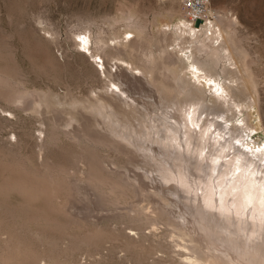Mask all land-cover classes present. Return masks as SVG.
<instances>
[{"label": "rangeland", "instance_id": "1", "mask_svg": "<svg viewBox=\"0 0 264 264\" xmlns=\"http://www.w3.org/2000/svg\"><path fill=\"white\" fill-rule=\"evenodd\" d=\"M171 6L177 10L179 16L169 14ZM125 14L148 23L144 38L139 34L132 35V38L138 39L136 49L128 45L132 38L128 41L123 38L127 30L121 18ZM231 20L236 21L231 30L240 48H236L233 40L224 44V36L212 33V26L215 27L217 21L224 31L230 28ZM184 22L191 24L196 30L194 32H197L189 35L191 39L196 38L198 32L201 35L205 30H209V34L202 35V38L207 37L210 45L202 47L198 43L184 44V41L178 40V26ZM100 39L104 40V43ZM222 45L221 52L228 62L227 67L232 65L234 69L238 64L244 70L246 56L242 51L247 54L251 67V75L249 73L244 76V83L235 78L241 77L239 73L229 74L232 79L237 80L240 90L237 100L241 107L235 118L237 125L233 127L236 129L241 126L239 122H243L247 126L249 145L253 148H264V0H210L208 18L196 22L186 19L180 0H0V74L2 72L3 75H8L24 92L23 98H20L13 94L17 91L0 86V264H178L187 255L199 257L201 264H225L210 253L208 248H204L202 241L198 243L200 250L202 249L199 253L192 252L193 249L189 248L196 243L190 240L199 238V232H203L206 226L202 214L197 213V210L195 212V208L208 204V185L213 181L215 174L210 167L205 184V178L197 171L200 161L191 159V154L183 157L192 147L189 149L187 146L186 127L185 130L182 128L183 132L177 133V124L173 119L179 118L182 122L184 111L167 110L161 104V86L119 59V53L122 51L123 57L136 64L146 53L158 55L163 54L162 50L168 49L178 57L197 56L200 60L204 59L202 61L211 59V62L213 58V61L217 60L213 51H217ZM227 45L234 49V58L230 56ZM113 56L117 58L113 59ZM223 68L220 67L219 70ZM111 80L116 81V84ZM108 84L110 89L106 90ZM221 84L217 83V87H213L212 82L207 85L209 98H214L218 105L225 103L227 109L228 105L235 107L233 102L228 104L219 101L218 94H224L220 89ZM119 87L128 88L131 95L128 98L130 104L138 107L136 112L123 119L132 127L131 134L135 136L137 143L130 144L125 140L123 130L127 123L121 125L101 105V93H108L111 97L120 94L125 99L126 95L121 93ZM12 95H15L16 99ZM121 97L118 100L125 107L128 100L123 101ZM45 98L50 100L52 107L47 108L44 103L39 105ZM77 100L82 104L74 107L73 102ZM144 103L149 106L147 111L144 110ZM85 105L88 107H84ZM94 105L96 107H93ZM127 108L130 109L129 105ZM157 114L162 120L167 118L172 122L175 130L161 125L160 128L164 132L155 131L158 136H155L152 144L153 137L148 128L149 122L146 121L149 119L150 124L154 125L150 117ZM207 114L209 116L208 112ZM231 114L229 117L232 118ZM72 116L79 118L73 119ZM204 117L202 115L201 119ZM225 118L227 115L223 116V119ZM83 120L88 122L89 131L105 134L108 141L99 143L89 141L87 137L85 140L83 133L74 128V125L81 127ZM155 122L154 126L157 127L158 123ZM203 123L200 122L199 129ZM134 125L141 130L140 136L136 134ZM112 129H116L120 136ZM66 130L71 131L68 134ZM125 132H128V128ZM238 133L234 132L235 139L240 137ZM75 134L83 137L78 138ZM181 134L183 138L180 137ZM202 134H199L201 138H198L197 142L201 141ZM54 135L59 138H53ZM162 135L163 140H158ZM116 138L121 139L125 146L131 147L135 152L143 151L148 157L149 149L139 144L140 139L155 145L158 149L156 153L160 154H157L159 158L170 160L173 157L172 164L178 174L166 168L170 172L167 177L154 157L151 159L157 165L151 168L148 166L149 172L145 173L139 167H147L144 165V158L137 155L132 157L131 153L118 149L112 142ZM181 141L183 145L176 144ZM175 148L182 153L175 152ZM183 150L186 151L183 153ZM193 154L202 160L201 153L196 149ZM181 157L183 161H180ZM100 158L106 167V175L103 177L109 181H116L118 178L126 180L132 184L129 187L132 194L117 195L119 198L123 197L119 199L117 196L113 198L114 194L108 190L111 196L106 193V199L105 196L101 197L100 192L98 194L94 185L87 182L91 160ZM187 160L192 162L189 166ZM183 165L188 172L187 176L184 175ZM48 167L68 168L71 173L54 175V180L58 182H51L47 187L45 183L48 181L42 182L40 178L43 175H32L31 172ZM109 173L112 175H108ZM236 176V180L239 179V175ZM65 181L68 184L63 186ZM60 182L63 187L59 185ZM69 186L72 191L67 189ZM137 187L136 193L131 190ZM215 187L218 192L213 193V207H217L219 201V207L227 209V201L222 197L225 189L218 180L213 188ZM186 189L190 191L187 192ZM191 193L194 196L192 203ZM165 197L178 203L181 201L186 210L194 211L195 214H191L194 216L192 221L187 223L180 216L181 208L171 206ZM122 199L130 201L128 203ZM136 203L138 209L146 213L155 209L161 211L164 208L165 214L169 213L171 218L176 215L173 219L185 223L184 235L180 236L179 229L169 223L170 216L162 215L160 211L151 213L152 217L157 218H153L154 222H147L148 225L140 223V226L139 222L131 221V216L135 214L131 208H135ZM235 222L236 226L241 224L237 219ZM231 224L228 223L229 226ZM217 225L220 223L212 220L207 225V233L219 235ZM245 228L247 229L246 226L243 229ZM251 228L253 230L254 225ZM186 238L190 240L186 241ZM208 239L207 243L210 242ZM249 242L251 243L250 239ZM220 244L223 245L221 248L234 256L247 255L240 243L234 242V245H230L221 240Z\"/></svg>", "mask_w": 264, "mask_h": 264}, {"label": "bare ground", "instance_id": "2", "mask_svg": "<svg viewBox=\"0 0 264 264\" xmlns=\"http://www.w3.org/2000/svg\"><path fill=\"white\" fill-rule=\"evenodd\" d=\"M168 12L172 16H179V13L177 12V10L175 8H173L172 6L169 8ZM121 19L124 21L125 26H126V30H127L123 34L124 36L122 35L124 38V41H128L129 39H131L133 33L141 35L142 38L145 37V34L148 31L147 30V27H148L147 22H145V21L142 22L141 20L137 19L136 17H134L132 15L126 16V14ZM183 19H185V18H183ZM217 19H218V17H217ZM122 20H120V22H122ZM235 23H236L235 20H231L230 28L225 29L223 31L222 27L220 26V23H218V21H217L216 26L215 27H214V25L212 26V33H216L218 35L220 34V36H224V39H223L224 44H226L228 42V40H233L236 44L237 40H236V38H234L235 34L231 30L232 25ZM178 27H179V29L177 32L178 33L177 39L180 40L181 42L184 41V44H186L187 42H192V44L198 43L202 47H207L210 45V44H208V38L207 37L202 38L203 37L202 35L209 34V30H205V32H203L201 35H199V32H198L197 36L195 35L196 38L191 39V36H192L191 33H194V34L197 33V32L196 33L194 32L196 30L194 29V27L191 24L189 25L188 22H184L183 24L179 25ZM216 27H218V28L216 29ZM219 29L221 30L220 33L218 32ZM210 30H211V28H210ZM189 35H191V36H189ZM122 36H119V37H122ZM115 39L117 40V37ZM190 39H191V41H190ZM216 39H218V36L216 37ZM100 40L102 41V39H100ZM137 40H138L137 38H132L129 41L128 45L130 47H132L133 49H136L137 48ZM181 45H183V44H181ZM223 45H222V47L220 46L218 49H216L217 51H213V53L217 56L216 61H213L214 58L212 59L213 62L212 61L210 62L211 59L208 61H206L207 59L205 61H202L204 59L200 60L197 58V56L196 57L194 56L193 58H188L189 56L188 57H186V56L178 57V56L171 54V52L168 49L162 50L163 54H158V55H156L154 53H152L151 55L146 53L145 55L141 56L140 62H137L136 64L130 63L132 61H129L125 57H123V53H121L122 51L119 53V55H120L119 59L121 61H124L125 64L132 65V67L135 71L141 72L143 75L146 76V78L150 79L152 82H155L156 84L161 86V88H159V91L161 92V95H160L161 104L164 107H166L167 110H178V109H180V110L184 111L185 117L183 118L184 120H182V122L179 118L173 119L174 122L177 124V127H176L177 133L183 132L182 128H184V130H185V127H186L187 137H185V139L187 142V146L189 149L192 147L188 151L189 152L188 154H186V152L184 153V151H186V150H183V153H184L183 157L185 155L191 154V155H189V156H191V159H194V161H196V162L200 161V166L197 169V171L200 172L199 174H201L205 178V184L207 182L210 167L213 168L212 171L214 172L215 175L213 177V181H211V183L208 185V191H207L208 192L207 195H209V196H207V199H208L207 203L208 204L205 203L204 205L198 206L195 208V212L197 210V213H200V215L202 214L203 219L206 222V226L204 227V229L202 227V229L204 230L203 232L201 231L202 234H201V232H199L200 233L199 238H194V239L192 238L191 240L188 239L190 237L186 238V241L188 239L192 242H196L193 245L191 243L192 246L189 248L191 250L193 249L192 252L194 251L196 253H199L200 247H199L198 243L200 244V242L202 241L201 244H203V247L208 248L211 251L210 253H213L214 256L217 257L218 259L223 260L225 262V264L228 262H232V263L234 262V264H264V148H253L250 146L251 144L249 145L247 126L243 122H241V121L239 122L241 124V126L239 125L241 128L237 127L235 129L233 127V126L237 125L235 122V118H237V115L239 113V108L241 107L240 103L237 100V96L240 93V90H239V84L237 83V80L232 79L229 75L230 73H233V72L239 73V75L241 77L240 78L235 77V78L239 79L240 83L241 82L244 83L245 82L244 76H246L247 74L249 75V73L251 75V67L248 64L247 54L244 51H242V53L245 54V56H246V59H245L246 65L244 67V70L238 64L235 65L234 69H233V67H231L232 65L227 67L228 62L225 60L223 52H221L222 51L221 48H223ZM227 47H229L228 51H229L230 56H233V58H234V49L232 47H230L229 45H227ZM236 48H240L238 46V44H236ZM183 49L185 50V47ZM183 51L181 50V52H183ZM185 53H186V51H185ZM226 53H227V51H226ZM112 58L116 59L117 56H113ZM228 59H229V57H228ZM220 67L221 68L224 67V68L219 70ZM253 80L256 81L255 78ZM216 81H218V82H216ZM111 82H113V84H116V81L111 80ZM211 82L214 85L213 87H215L217 83H222L220 85V86H222V87H220V89H222L224 94L223 93H222L223 95L218 94L219 101L227 102L228 104L233 102L232 105L235 104L236 106L232 107L231 105H228V109H227L225 103H220L218 105V103L215 101L214 98H209V95L207 93L208 90H206V87ZM0 86L1 87H8V88L10 87L11 90H13L14 92L17 91V93L15 92L13 94H15L16 96L18 95V97H20V98L21 97L23 98V96H24L23 95L24 92L21 91V89H19V87H17L18 86L17 83H15L12 79H10L8 77V75H5V74L3 75L2 72L0 74ZM106 88H107L106 90L110 89L109 84L106 86ZM120 90H121L122 94L126 95L125 99L122 98L120 94H119V96L117 95L116 97L115 96L111 97L108 93L107 94L101 93L100 99L103 100V104H101V105H102V107L105 108L104 110H106L107 113H110V115H112L113 118L118 120L120 122V124L123 125V124L127 123V122L123 121V119L127 118L128 115H130L131 113L133 114L134 112H136L138 107L130 104L131 102L128 100V98L131 95L129 93L128 88H122L121 87ZM14 96H13V98L16 99V97H14ZM120 97L122 98L123 101L128 100L125 103V107L118 100ZM150 97L153 98V96H150ZM11 99L12 98L10 97V100ZM43 100L44 101H42V103H39V105L41 104V106H42V104L44 103V105L48 106L47 108L52 107V104L48 98H45ZM200 103H201V105H199ZM81 104H82V102L78 101V100L73 102L74 107L80 106ZM128 105H129L131 110L127 108ZM143 106H144V110L147 111L148 107H149L148 104L144 103ZM84 107H88V106L85 105ZM93 107H96V106L94 105ZM97 107H98V105H97ZM236 107H238V108H236ZM109 108H112L113 110H110ZM206 112L209 113V116H208V114L206 115ZM103 113H105V112H103ZM229 113L230 114L232 113L231 115H232V118L234 120L231 117H229V115H230ZM202 115H203V117L205 116L203 119H201ZM224 115H225V117L227 115V118L223 119ZM72 118L76 119L79 117L72 116ZM150 120H151V122L152 121L154 122V125L156 123L155 121H157V123H158V126L155 127L154 125L150 124L149 119L146 121L147 123L149 122L148 128L150 129V135L153 137L152 144L154 142L155 136H158V135H156L155 131H158V133L164 132V130L160 128L161 125L168 126L172 131L175 130V127H174L172 122L168 121L167 118L166 119L164 118V120H162V118L158 114L155 117L151 116ZM200 120H202L204 122L201 129H199L200 128L199 126L201 125L200 122H202ZM87 123L88 122L83 120L81 127L74 125V128H76L77 130H79L80 132L83 133L85 140H86V137L89 138L88 139L89 141H94V142H99V141L103 142L106 139H108V136L100 133L99 131H94L95 133L93 132V130L89 131V125ZM183 123H184V126L182 127ZM127 124L123 130V137H125V140L127 142H129L130 144L135 143L136 142L134 140L135 136L131 134V128L132 127L129 124L128 125ZM86 125H87V127H86ZM127 128H128V132L126 133L125 130H127ZM137 128L138 127L136 125H134V129L136 130V134L139 135L141 130H139ZM112 130L116 131V129H112ZM70 131L66 130V132L68 134ZM237 131L239 132L238 134L240 135V137H238V135H237L238 138L235 139L234 138V136H235L234 132H237ZM91 132H93V133H91ZM201 132L203 133L202 139H201V141L197 142V139L201 138V137H199L200 136L199 134ZM116 133H117V136H120V133L118 131H116ZM142 134H145V133H142ZM75 135L78 138L83 137V136H79L78 134H75ZM55 136H57V135H54L53 138H56ZM180 137L183 138V134H181ZM157 139L162 141L163 135L161 137H158ZM106 141H108V140H106ZM112 142L116 146L119 147L118 149H122L127 153H131L132 157L134 155L143 157L144 158V165H146L147 167L150 166V168H151V166L157 165L151 159V157L152 158L154 157V159H156L155 161H157V163H159L162 166L164 174L167 175V177H169L170 172H169V170H166V168H168L170 170L172 169L173 170L172 173L178 174L174 170L176 168H174L173 164H172L173 163V161H172L173 157L170 160L165 158V157L159 158L160 154L156 153L157 152L156 150H158V149H156L154 147L155 145L153 146V145H150L149 143L147 144L140 139L139 144H141V145L143 144L142 146H144L145 149L148 147L147 149L150 150V148H151V151L148 150L147 154L150 156V157H148L147 155H144V153H142L143 151L141 152V151L137 150V152H135L131 147L125 146L122 143L121 139L116 138V140H112ZM112 142H110V143H112ZM176 144L177 145L178 144L183 145V141H181L180 143L177 142ZM195 149L201 153L200 157L202 160L199 159V156H196L193 154ZM152 150L154 153L152 152ZM160 151H162V149ZM174 151L177 153L181 152V150L179 151L178 148H175ZM174 151H173V154H175ZM165 152L166 151H164V153ZM157 154H159V155L157 156ZM162 154H163V152H162ZM163 155H165V154H163ZM166 156H167V154H166ZM183 157L180 158V161H183ZM178 159H179V157H178ZM187 161H189V162H187V164L189 166L192 162H190V160H187ZM90 163H91L90 171L88 170V172H89L88 175H90V177L87 179V182L88 183L90 182L92 184V186L94 185L93 187L97 188L98 194L100 192V194L102 195L101 197H104L105 194L108 193L109 191L114 194L113 198H115V196H117V195L127 196V194H129V193L132 194L131 191L129 192V187L132 186V184L127 183L126 180L125 181L124 180H118L119 179L118 178L116 181L115 180L109 181V179H106L103 177V175H106V173H105L106 167L103 164L102 158H100L98 160H93V161L91 160ZM139 167L142 168L145 173L149 172V167L148 168L145 166H139ZM184 167L185 166L183 165L184 175L187 176L188 172H187L186 168H184ZM197 167H198V165H197ZM197 167H195V168H197ZM55 169L48 167V168H45L44 170H39L37 172L35 170V172H33V173L31 172V174L32 175H43L40 177V178H42L41 179L42 182L48 181V183H45V184L49 185V183H51V182H53V183L58 182V180H54V177H55L54 175H70V173H71V172H69L68 168H64V167L62 168L61 167V168H58L56 170ZM113 173L115 174V172H113ZM118 174L121 175L120 173H118ZM118 174H116V175H118ZM189 174H190V172H189ZM237 174L239 175V179L236 180ZM108 175H112V174L109 173ZM177 178H179V177L177 176ZM204 178H203V180H204ZM121 179H123V178H121ZM41 180H40V182H41ZM171 180H173V179H171ZM217 180L220 182V185H222L223 188L225 189V191L222 192L223 193L222 197H224L225 201H227V203H226L227 209L219 207V205H220L218 203L219 201H217L218 206L215 208L213 207L215 200L213 202L212 196H214L213 193L215 194L218 192L217 187H215V188H213V187L216 186ZM66 181L64 182L63 186H66V184H68ZM40 182H36V183H40ZM61 183L62 182L59 183L60 186H62ZM131 183H133V182L131 181ZM40 184H42V183H40ZM48 185H47V187H48ZM60 186H58V188ZM70 186L67 189H69ZM137 189H138V187L136 189L132 188L131 190H133V191L135 190L134 192L136 193ZM49 190H52V188L51 189L49 188ZM49 190L46 189V191H49ZM69 190L72 191L71 188ZM230 190H231V193H230ZM31 191H32V189H31ZM189 191L190 190H187V192H189ZM139 192H140V190H139ZM139 192H138V194H139ZM49 193H50V191H49ZM109 193L107 195L111 196V194H109ZM138 194H136V195H138ZM129 196H131V195H129ZM162 196H164V195H162ZM105 197L107 199V196H105ZM108 198H110V197H108ZM121 198H123V197H121ZM121 198H119V199H121ZM165 198L171 206L175 205V207L179 206L181 208L180 216L183 217L187 221V223L192 221V218L194 217L192 215L195 214V213L193 214L194 211L186 210L187 208L185 209V207H184L185 204H183L181 201H180V203H178L176 200H171L167 197H165ZM193 198H194L193 193H191V198H190L191 203H192ZM215 198H216V196H215ZM116 199L114 200V202H115L114 204H116ZM122 200L126 201L128 203L130 201V200L128 201L127 199L126 200L122 199ZM187 200H189V199H187ZM104 202H106V201L104 200ZM107 202H109V201H107ZM118 202H119V200H117V204H118ZM118 206L120 207V205H118ZM137 206L138 205L136 203L135 208ZM221 206L224 207V205H221ZM135 208H131V210L135 211V214L131 216V221H133L135 223L139 222V224L142 223V225L146 224L147 222H151L152 220L154 222L153 218L156 216L152 217L151 213L153 214V212L156 211V209L154 211H151V213L150 212L146 213L145 211L138 209V207L136 209ZM151 208H152V206H151ZM158 209H160V208H158ZM163 209L161 211L159 210L162 215L166 213ZM165 210H166V208H165ZM169 210H167V212H169ZM148 213H150V215ZM129 215H131V214H129ZM162 215H161V217H162ZM165 215H169V213L165 214ZM175 216L176 215H172V218H171V216H170V218L168 217L169 223L172 224L173 226H176V228L179 229L178 234L180 236H182V235H184V232H185L184 228H183V224H185V223L182 224V221L180 222V221H176V219H173V217H175ZM198 216H199V214H198ZM119 218H120V216H119ZM199 218H201V217L199 216ZM236 219L238 222H240L242 224V225L240 224L241 226L240 225L236 226V222H235ZM212 220L220 223V225H217L218 226V232H220V234L217 232V230H216V232L219 235H217L215 233L217 236L213 233L211 234L210 232H209V234L207 233V231H209L207 225ZM155 222H156V220H155ZM201 222H202V220H201ZM229 222L232 223L230 226L228 225ZM163 223L167 225V223H165V222H163ZM142 225L140 224V226H142ZM147 225H148V223H147ZM253 225H254V229L252 230L251 227H253ZM214 226H216V225H214ZM245 226L247 227V229L245 228L246 231H245V229H243ZM237 227L240 228V229L238 228V231L236 229ZM199 229H200V227H199ZM212 229L215 230V228H212ZM250 231H251V233H250ZM194 234H196V233H194ZM186 235L188 236V233H186ZM206 236H208V238L210 240ZM191 237H193V236H191ZM207 239H208V241H210L209 243H207ZM249 239L251 240V243L249 242ZM221 240H224L227 244H230V245H232L234 242L242 244L243 247L245 248L244 252H247V255H244V256L239 255L241 257L234 256V254L229 253L228 250L221 248V247H223V245H222L223 243L220 244ZM183 252L184 251H182L181 253H183ZM238 252H239V249L237 251V254H238ZM240 253L242 254V252H240ZM192 254L194 255V253H192ZM203 257H205V256H203ZM14 260H16V259H14ZM211 261H214V260H211ZM208 262H210V261H208ZM178 264H201V262H200L199 257L187 255V256H185V258L183 260H180V262Z\"/></svg>", "mask_w": 264, "mask_h": 264}, {"label": "built area", "instance_id": "3", "mask_svg": "<svg viewBox=\"0 0 264 264\" xmlns=\"http://www.w3.org/2000/svg\"><path fill=\"white\" fill-rule=\"evenodd\" d=\"M184 16L191 22L204 21L208 18L210 0H180Z\"/></svg>", "mask_w": 264, "mask_h": 264}, {"label": "snow or ice", "instance_id": "4", "mask_svg": "<svg viewBox=\"0 0 264 264\" xmlns=\"http://www.w3.org/2000/svg\"><path fill=\"white\" fill-rule=\"evenodd\" d=\"M80 39H83V37H80Z\"/></svg>", "mask_w": 264, "mask_h": 264}]
</instances>
